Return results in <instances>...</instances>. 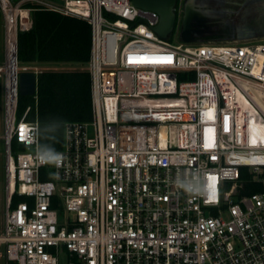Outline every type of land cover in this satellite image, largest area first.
Listing matches in <instances>:
<instances>
[{"label":"built area","instance_id":"built-area-1","mask_svg":"<svg viewBox=\"0 0 264 264\" xmlns=\"http://www.w3.org/2000/svg\"><path fill=\"white\" fill-rule=\"evenodd\" d=\"M40 10L91 27L92 120L65 125L59 162L32 107L18 119L19 35ZM0 11L7 264H264V42L176 45L133 0Z\"/></svg>","mask_w":264,"mask_h":264},{"label":"trees","instance_id":"trees-1","mask_svg":"<svg viewBox=\"0 0 264 264\" xmlns=\"http://www.w3.org/2000/svg\"><path fill=\"white\" fill-rule=\"evenodd\" d=\"M34 20L33 30L19 35L18 59L22 67L48 69L38 74L37 112L35 97L20 96L18 113L21 118L32 107L28 120L39 121L41 149L54 152L63 148L67 123L92 120V84L88 70L91 27L86 21L47 10L35 12ZM69 64L80 69H50Z\"/></svg>","mask_w":264,"mask_h":264},{"label":"rangeland","instance_id":"rangeland-1","mask_svg":"<svg viewBox=\"0 0 264 264\" xmlns=\"http://www.w3.org/2000/svg\"><path fill=\"white\" fill-rule=\"evenodd\" d=\"M54 1V0H48ZM182 5L183 0H180ZM222 16H202L195 17L193 20L196 27V41L211 43H230L235 41L264 42V0H230L221 4ZM261 9V10H260ZM177 29L171 34L169 41L173 44H188L181 37V25L183 16L177 17ZM4 21L0 11V65H4ZM48 69V68H46ZM39 68V71L46 70ZM59 71H76L80 68L77 65H62L50 68ZM4 76L0 78V90L3 94ZM18 119L20 114L18 113ZM4 104L3 95L0 97V235L4 231V212H5V152L6 143L4 140ZM14 155L18 152L17 145H14ZM245 172V170H243ZM61 218L64 212L60 211ZM5 245L0 243V264H7L5 260ZM61 264H66L62 259Z\"/></svg>","mask_w":264,"mask_h":264},{"label":"water","instance_id":"water-1","mask_svg":"<svg viewBox=\"0 0 264 264\" xmlns=\"http://www.w3.org/2000/svg\"><path fill=\"white\" fill-rule=\"evenodd\" d=\"M134 4L141 9L156 12L160 16V24L156 28L157 32L166 37L170 34L176 24L175 7L177 0H133ZM193 11L186 9L182 28L181 37L187 43L196 41L192 29ZM20 96H35L38 90V74L34 71H22L19 74Z\"/></svg>","mask_w":264,"mask_h":264},{"label":"flooded vegetation","instance_id":"flooded-vegetation-1","mask_svg":"<svg viewBox=\"0 0 264 264\" xmlns=\"http://www.w3.org/2000/svg\"><path fill=\"white\" fill-rule=\"evenodd\" d=\"M224 1L226 2L230 0H183L182 5L180 3V0H177V4L175 7L176 17H178L180 14H182V16L184 17L187 7L188 9L193 11L194 19L195 17H202V16L203 17L204 16H222L223 11L221 7L219 6L223 4ZM263 12H264V7H263ZM177 19H176L175 27L177 25ZM196 27L197 25L194 24V22H192V29L194 32V36H196V30H195ZM181 28H182V25H181Z\"/></svg>","mask_w":264,"mask_h":264},{"label":"clouds","instance_id":"clouds-1","mask_svg":"<svg viewBox=\"0 0 264 264\" xmlns=\"http://www.w3.org/2000/svg\"><path fill=\"white\" fill-rule=\"evenodd\" d=\"M41 159L46 162H50V161L59 162L62 159V157L59 154L49 150L47 153H45V155L41 156Z\"/></svg>","mask_w":264,"mask_h":264},{"label":"crops","instance_id":"crops-1","mask_svg":"<svg viewBox=\"0 0 264 264\" xmlns=\"http://www.w3.org/2000/svg\"><path fill=\"white\" fill-rule=\"evenodd\" d=\"M27 68L29 69V71L36 72V69L38 70L39 68H42V67H39V66H27Z\"/></svg>","mask_w":264,"mask_h":264},{"label":"bare ground","instance_id":"bare-ground-1","mask_svg":"<svg viewBox=\"0 0 264 264\" xmlns=\"http://www.w3.org/2000/svg\"><path fill=\"white\" fill-rule=\"evenodd\" d=\"M13 68H14L13 66H9L8 74L10 77L13 75Z\"/></svg>","mask_w":264,"mask_h":264}]
</instances>
